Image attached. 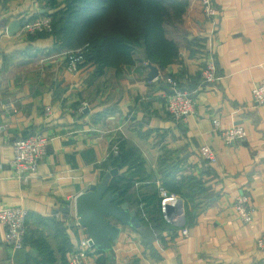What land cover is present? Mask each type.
I'll return each mask as SVG.
<instances>
[{"label": "crops", "instance_id": "1", "mask_svg": "<svg viewBox=\"0 0 264 264\" xmlns=\"http://www.w3.org/2000/svg\"><path fill=\"white\" fill-rule=\"evenodd\" d=\"M215 2L221 77L203 83L209 24L199 0H190L184 28L173 36L175 62L161 67L136 47L133 63L106 67L98 76L89 63L68 69L66 50H52L53 36L19 33L64 0H0V201L28 210L21 248L4 241L0 222V264H68L70 249L88 234L77 221L75 198L101 182L112 146L123 140L142 152L140 168L119 169L134 176L141 200L131 208L141 223L115 221L118 237L107 248L95 246L93 264H264L257 242L264 232V105L252 100L254 82L264 77V0ZM6 26L17 30L6 34ZM167 75L197 100V113L186 121L166 110ZM214 118L222 128L242 124L246 140L226 145ZM36 131L50 143L24 183L10 168L13 143ZM203 144L216 151L217 161L203 158ZM163 179L183 195L187 237L184 225L154 221L161 216L157 185ZM241 193L256 208L251 225L240 221L234 205Z\"/></svg>", "mask_w": 264, "mask_h": 264}, {"label": "trees", "instance_id": "2", "mask_svg": "<svg viewBox=\"0 0 264 264\" xmlns=\"http://www.w3.org/2000/svg\"><path fill=\"white\" fill-rule=\"evenodd\" d=\"M189 3L190 0H64L63 5L52 12L53 30L38 32L36 36H53L52 50L55 51L88 44L90 51L81 64H92L95 76L102 74L106 67L133 63L136 47L145 48L150 62L166 67L179 56V46L167 26L182 24ZM141 164L142 152L129 140L121 141L119 153L111 151L105 162L107 169L117 167L120 170L140 168ZM133 179V175L126 177L118 173L112 177L110 188L122 189L123 199L137 208L141 199ZM161 184L170 193L183 197L171 190L165 179ZM157 188L159 194L158 185ZM157 211L161 216L155 222L172 224L161 210L160 194Z\"/></svg>", "mask_w": 264, "mask_h": 264}, {"label": "built area", "instance_id": "3", "mask_svg": "<svg viewBox=\"0 0 264 264\" xmlns=\"http://www.w3.org/2000/svg\"><path fill=\"white\" fill-rule=\"evenodd\" d=\"M204 18L209 24V32L204 37L205 50L204 60L200 68L201 82L209 83L220 79L218 74L217 61L215 56V42L220 25V10L215 0H199ZM19 33L36 34L41 31L53 30V17L51 14L24 23L19 29ZM4 32L9 34V26ZM90 49L88 44L77 49L64 52L66 66L70 70H78L80 64L84 62ZM167 88L164 92L165 107L168 113L177 121H186L197 113V100L189 90L180 85L179 80L174 75H167L165 78ZM252 100L257 106L264 105V77L254 82L252 87ZM50 107L47 111L50 112ZM214 126L220 130L221 137L226 145H236L246 140L247 130L242 124H237L227 128H222L218 118L213 119ZM50 143V136L36 131L27 136L16 139L13 143V157L9 164L14 172L24 183L33 176L39 168L42 157L46 154L47 146ZM119 143L112 146V153L118 154ZM201 155L205 160L212 163L217 161L216 151L209 145L203 144L200 147ZM161 196V210L167 221L178 225H184L182 235H189V228L185 224L184 198L178 194L170 193L162 184L158 185ZM240 221L251 225L254 219L255 206L250 202V196L241 193L234 202ZM28 210L23 206L4 205L0 201V222L5 227L4 241L12 248H21L25 244L27 234ZM77 221L79 216L76 214ZM259 247L264 250V232L257 238ZM95 244L92 237L87 234L79 242L72 246L69 252L68 264H93V250Z\"/></svg>", "mask_w": 264, "mask_h": 264}, {"label": "water", "instance_id": "4", "mask_svg": "<svg viewBox=\"0 0 264 264\" xmlns=\"http://www.w3.org/2000/svg\"><path fill=\"white\" fill-rule=\"evenodd\" d=\"M16 30L9 26V34ZM118 173L119 168H110L101 182L80 192L74 202L80 224L86 228L95 246L100 248L109 247L118 237L120 230L115 221L133 225L141 223L136 209L123 199V190L110 188L112 177Z\"/></svg>", "mask_w": 264, "mask_h": 264}, {"label": "rangeland", "instance_id": "5", "mask_svg": "<svg viewBox=\"0 0 264 264\" xmlns=\"http://www.w3.org/2000/svg\"><path fill=\"white\" fill-rule=\"evenodd\" d=\"M189 6V5H188ZM188 11V7L186 12ZM186 12L183 13V21L182 24L180 26L177 27H173L171 25H168L167 28L169 29V34L171 35V37L175 36V32L178 34L182 31V28H184V19H185V15ZM178 37H182V36H178ZM175 39V37H173ZM178 44V43H177ZM144 48V47H143ZM145 49V48H144ZM67 51V50H66Z\"/></svg>", "mask_w": 264, "mask_h": 264}]
</instances>
